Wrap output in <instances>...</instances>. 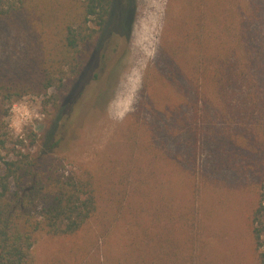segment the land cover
Instances as JSON below:
<instances>
[{
  "label": "rangeland",
  "instance_id": "obj_1",
  "mask_svg": "<svg viewBox=\"0 0 264 264\" xmlns=\"http://www.w3.org/2000/svg\"><path fill=\"white\" fill-rule=\"evenodd\" d=\"M25 2L22 10L20 0L0 3L20 8L0 19V78L14 75L13 68L44 51L56 64V52L42 40L53 41L55 31L80 10L78 0ZM115 2L100 50L60 108L46 103L54 89L26 94L39 99L43 119L17 133L10 126L12 105L26 95L2 103L7 148L19 138L29 144L35 133L33 150L52 153L66 170L94 178L102 195L101 211L75 234L40 232L33 264H258L249 215L264 189L260 133L253 137L246 120L228 113L229 97L211 76L197 81V50L189 46L192 55H186L181 39L175 41L176 34L186 33L180 29L187 19L195 23L203 2L209 12L202 16L205 27L189 29L194 48L205 37L206 57L231 56L233 50L244 54L243 38L233 46L217 42L230 35L232 20H241L226 16L236 4L224 0L216 12L218 0ZM125 6L133 11L129 29L122 19ZM40 16H54V21L42 25ZM252 86L258 88L257 81ZM242 96L239 90L234 100ZM260 96L256 91L252 100ZM170 107L175 116L166 115ZM194 118L206 121L200 134L187 125ZM183 124L190 129L184 135L177 131ZM9 149L0 148V162L11 155ZM168 250L170 261L156 259Z\"/></svg>",
  "mask_w": 264,
  "mask_h": 264
},
{
  "label": "trees",
  "instance_id": "obj_2",
  "mask_svg": "<svg viewBox=\"0 0 264 264\" xmlns=\"http://www.w3.org/2000/svg\"><path fill=\"white\" fill-rule=\"evenodd\" d=\"M20 1L22 10L26 2ZM115 1L78 0L80 9L78 14L67 21L60 30L55 31L53 41L42 40L45 46L50 43L48 51L56 52V64H51L44 56L43 47L44 52L38 58L29 57L12 69L14 75L0 78L1 149H9L7 145L10 143L6 133L1 131L4 127L2 103L12 97L17 98L32 92L47 95L49 90L54 89L56 93H52V96L46 99V103L49 101L54 108H60L64 97L71 91L89 61L94 58L96 50H100L101 38L107 25L114 18L112 14ZM232 1L236 4V11L233 9L226 15L229 16L227 19L242 16L241 20L239 22L232 20L230 35L219 37L217 42L218 45L226 43L233 46L243 38L246 42L244 54L233 50L231 56H226L225 52L217 53L213 58L206 57L203 46L205 37L196 42L197 49L194 48L195 36L189 29L197 28L198 31L205 27L202 16H208L209 12L203 2V8L200 9V3L197 5L198 16L195 23L187 19L180 29L186 30V33L180 37L176 34L175 41L181 39L185 45L183 53L186 55H192L189 54L193 51L192 48L194 52L197 50L196 54L199 57L196 64L197 81L199 78L211 76L219 90L229 97L226 103L228 113L241 117L236 120H246V125L253 131V137L259 131V141L264 146V0H247L251 7L243 5L242 0ZM223 2L224 0H218L216 12L221 10ZM128 5L130 6L131 2ZM128 8L125 6L121 11L123 24L127 29L133 18V11ZM17 10L20 11V8L12 5L8 8L0 7V19L7 17L5 16L7 14L16 13ZM40 20L42 25L53 23L54 16H40ZM207 59L210 60L212 67L207 66ZM253 81H257L258 88L252 86ZM258 81L261 83L260 86ZM239 90L243 94L241 98H244L235 101ZM256 91L259 93L261 91L262 96L258 100H252ZM222 95L224 94H219L221 97ZM181 107L182 105L177 109L181 110ZM154 109L161 112L156 106ZM168 110L166 115L175 116L174 109L170 107ZM194 112L200 116L198 110L195 109ZM187 125L193 130L196 129V134H200V130L206 127V121L204 118H194L190 125ZM187 128L183 124L177 131L184 135V132L190 131ZM30 135H33V138L29 144H25L26 138H19L8 151L11 155L3 156L0 162V264H33V247L40 232L57 237L73 235L91 222L95 214L102 209L101 191L94 178L84 175L79 170H66L63 161L53 157L52 153L33 150L32 147L36 144L35 133ZM263 167L264 164L261 169ZM249 219L253 242L258 252V264H264L263 188L258 192L257 203ZM161 253L162 255L156 258L158 261H164L163 256L170 261L172 254H168L169 250L165 255L164 252ZM145 261L150 263L155 260L146 258Z\"/></svg>",
  "mask_w": 264,
  "mask_h": 264
},
{
  "label": "clouds",
  "instance_id": "obj_3",
  "mask_svg": "<svg viewBox=\"0 0 264 264\" xmlns=\"http://www.w3.org/2000/svg\"><path fill=\"white\" fill-rule=\"evenodd\" d=\"M40 102L36 97L30 99V94L22 97L12 105V120L10 126L17 133H21L26 125L34 124L36 120H42Z\"/></svg>",
  "mask_w": 264,
  "mask_h": 264
}]
</instances>
